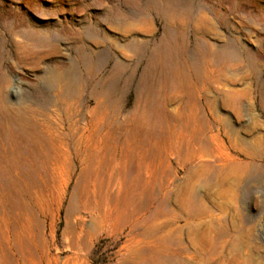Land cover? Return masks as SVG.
<instances>
[{"label": "rangeland", "instance_id": "obj_1", "mask_svg": "<svg viewBox=\"0 0 264 264\" xmlns=\"http://www.w3.org/2000/svg\"><path fill=\"white\" fill-rule=\"evenodd\" d=\"M171 31L184 50L163 65L155 51ZM227 43L235 57L214 56ZM140 45L154 62L151 134L139 138L149 170L124 143L147 98ZM115 61L133 81L107 98ZM64 68L83 82L72 99L56 86ZM0 73L32 134L0 264H130L134 247L151 264H264V0H0ZM102 117L89 142L100 154L83 163L73 124Z\"/></svg>", "mask_w": 264, "mask_h": 264}, {"label": "bare ground", "instance_id": "obj_2", "mask_svg": "<svg viewBox=\"0 0 264 264\" xmlns=\"http://www.w3.org/2000/svg\"><path fill=\"white\" fill-rule=\"evenodd\" d=\"M181 50H184V45L180 44V41L176 38L175 33L171 31L166 34L163 40V44L156 49L155 55L156 53L158 54L157 57H159V61L164 65L168 64L170 61H174L175 58H177L178 52H180ZM197 50L199 53L198 60L202 61L204 57L202 55L200 45L197 47ZM135 52L138 57H141L144 54L147 56V65L143 74L139 93V96L145 93L147 95V98L144 104L145 109L141 114H139L140 112H134L133 114L129 115V121L125 126L126 128H124L126 131L124 133V143H126V146L130 148L131 143L137 142L138 150H142V152H139L140 160L143 161V163L139 164V170H141V165H144L146 169L150 168L149 163L146 161V157L150 153V150L147 148L145 149V145L142 144V138H139L145 134V129H147L151 134V82L147 83L146 81L151 79V64H153L154 62L151 63V51H146L145 45H140L139 48L135 50ZM235 54V49L232 47L231 43H227L226 45H224L220 49V51L214 52V56L221 60L234 58ZM82 57L84 58L87 71H89L90 73H95L98 71L100 67L92 62L91 55L88 54L87 56ZM157 57L153 56L152 61H155L154 58ZM54 77L56 86L60 87L62 89V94L65 93L67 97H70L72 99V97L81 95V93L83 92L82 79L74 68H64ZM119 80H122L120 91L124 92V90L127 89L133 81V73L132 71L128 70L126 65H124L123 63L115 61L112 73L100 86L102 94L109 98V96H112L115 91L118 92L117 82ZM7 83L8 79L5 78L2 73H0V224L2 223V225H8L9 223L7 222V220L10 221L11 219H13L9 209H7V199L11 189L13 188V184L11 182H13V180L17 177L20 178L19 165L21 163V156L23 153L21 142H31L32 139L31 131H26V125L24 124V120H22V109H13L11 103L8 100V94L6 93ZM96 99L97 108L102 107L103 109L107 110L106 103H108L109 99L103 100L100 96H97ZM67 100H64L65 105H67L68 108H72L73 104L68 103ZM95 112L96 111L94 110L92 113ZM104 121L105 117L92 121L90 120L82 128H77L76 124H73L72 133L70 135L72 139H75L76 141V155L81 158L83 163L89 157L91 158L95 155L99 156L100 151L97 150L96 147L95 154L93 152L90 153L89 142L91 139V131L94 132L96 137L98 133V127H100L104 123ZM128 123L130 124V129L127 128ZM146 126L147 128H145ZM102 140L103 137L101 138V136H98V143L102 142ZM148 140V145H151V140ZM61 164L63 163L61 162ZM233 224L234 223H232V225ZM19 225L22 226L23 224L19 223ZM136 243H138V241ZM139 250L140 249H138L137 247L132 248L130 264H151L150 259L147 257L148 254L145 256L141 253V250Z\"/></svg>", "mask_w": 264, "mask_h": 264}]
</instances>
